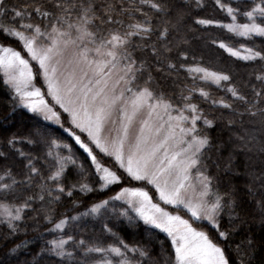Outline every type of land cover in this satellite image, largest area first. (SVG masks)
<instances>
[{"label": "snow or ice", "instance_id": "snow-or-ice-1", "mask_svg": "<svg viewBox=\"0 0 264 264\" xmlns=\"http://www.w3.org/2000/svg\"><path fill=\"white\" fill-rule=\"evenodd\" d=\"M0 109V264L264 254V0H0Z\"/></svg>", "mask_w": 264, "mask_h": 264}, {"label": "trees", "instance_id": "trees-1", "mask_svg": "<svg viewBox=\"0 0 264 264\" xmlns=\"http://www.w3.org/2000/svg\"><path fill=\"white\" fill-rule=\"evenodd\" d=\"M210 8H211V4H209V9ZM192 27L195 28L194 25H192ZM196 34H201V33L197 30ZM213 35L220 37V38H225L227 36L226 33H223L219 29L214 31ZM189 39L191 40V47L193 49H195V55H196L197 60H203L204 66H212L215 69H222L225 66L235 67L233 64V60L231 58H228L227 54L224 53L223 50H221L215 46H206L205 41L192 39L191 34L189 35ZM240 42H243V41H240ZM257 43H259V40H257ZM207 90L211 91L215 98H219V97H222L225 95L224 92L216 89L215 86H212V87L208 88ZM4 99H6V97ZM205 108L208 112L212 113L215 117H217L218 127L212 133L213 135H216V133L219 132L220 129L224 128V125H225L227 118H228V113L224 112L223 118L221 119L220 118L221 117V111L220 110L210 108L207 105H205ZM3 111H6V109H0V114H2ZM17 119L22 121V122H25V123L27 122V121H24L23 118L19 117V116L17 117ZM12 130L15 131L16 129L13 128ZM224 138L227 139V135H225ZM25 150L27 151L28 149H25ZM37 167H39V164L37 165ZM74 198L78 199L79 194H77ZM70 203H71V201H65L64 205L59 208V211L64 212ZM5 230L6 229L0 228V231H5ZM42 230L43 229H41V231ZM130 231H132L130 228L127 230H122L120 232V235L124 236L127 240H129V235L131 233ZM254 231L256 232L257 236L260 235L258 226H257V228L254 229ZM29 235L30 236L32 235L31 229H29ZM235 239L238 242L241 239V237L237 236ZM233 247H235V245H233ZM233 258H235V253H233ZM255 264H264V254L258 255Z\"/></svg>", "mask_w": 264, "mask_h": 264}, {"label": "rangeland", "instance_id": "rangeland-1", "mask_svg": "<svg viewBox=\"0 0 264 264\" xmlns=\"http://www.w3.org/2000/svg\"><path fill=\"white\" fill-rule=\"evenodd\" d=\"M98 227L99 226H97V229H98ZM132 230V229H131ZM131 233H130V235H129V241H131V240H134L136 237H134L133 235H132V231H130ZM49 238H51V237H49ZM161 238H163V235L161 236Z\"/></svg>", "mask_w": 264, "mask_h": 264}]
</instances>
